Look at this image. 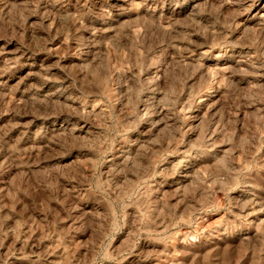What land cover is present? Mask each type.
I'll return each instance as SVG.
<instances>
[{
  "label": "rangeland",
  "instance_id": "1",
  "mask_svg": "<svg viewBox=\"0 0 264 264\" xmlns=\"http://www.w3.org/2000/svg\"><path fill=\"white\" fill-rule=\"evenodd\" d=\"M0 264H264V0H0Z\"/></svg>",
  "mask_w": 264,
  "mask_h": 264
},
{
  "label": "bare ground",
  "instance_id": "2",
  "mask_svg": "<svg viewBox=\"0 0 264 264\" xmlns=\"http://www.w3.org/2000/svg\"><path fill=\"white\" fill-rule=\"evenodd\" d=\"M262 15V14H261Z\"/></svg>",
  "mask_w": 264,
  "mask_h": 264
}]
</instances>
